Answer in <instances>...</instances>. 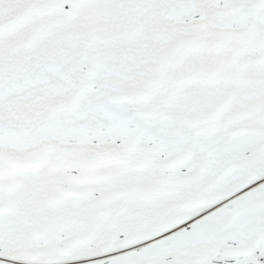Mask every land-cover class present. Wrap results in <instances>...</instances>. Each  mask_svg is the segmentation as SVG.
<instances>
[{
  "label": "snow or ice",
  "instance_id": "6c2138e0",
  "mask_svg": "<svg viewBox=\"0 0 264 264\" xmlns=\"http://www.w3.org/2000/svg\"><path fill=\"white\" fill-rule=\"evenodd\" d=\"M0 264H264V0H0Z\"/></svg>",
  "mask_w": 264,
  "mask_h": 264
}]
</instances>
